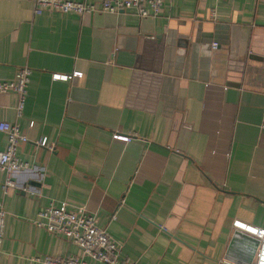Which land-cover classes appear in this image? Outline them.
<instances>
[{"label": "crops", "instance_id": "obj_1", "mask_svg": "<svg viewBox=\"0 0 264 264\" xmlns=\"http://www.w3.org/2000/svg\"><path fill=\"white\" fill-rule=\"evenodd\" d=\"M22 66L21 115L9 91L0 121L25 135L16 157L28 167L16 181L38 194L0 190V264L79 254L32 221L60 201L94 211L129 264L253 258L231 221L264 227V0H163L142 18L33 14L32 0H0V81Z\"/></svg>", "mask_w": 264, "mask_h": 264}, {"label": "built area", "instance_id": "obj_2", "mask_svg": "<svg viewBox=\"0 0 264 264\" xmlns=\"http://www.w3.org/2000/svg\"><path fill=\"white\" fill-rule=\"evenodd\" d=\"M163 0H98L97 2H80L73 0H32V13L39 14L43 10L59 13L72 12L78 16L92 12H120L132 11L138 18L155 17L159 14ZM216 43H211L214 48ZM30 69L27 66L17 68L13 79L0 81V94L13 92L16 96L14 111L16 116L21 115L24 100L27 96L26 86ZM80 72L71 74H51L52 80H68L79 77ZM29 122L28 126H31ZM0 132L5 136V145L0 150V171L4 178L0 185L1 194L4 195L9 188L26 192L28 195H37V190L29 185H20L16 181V175L27 169L26 163L16 157L17 146L26 141L25 135L18 129L14 122L0 121ZM113 139L127 142L129 135L113 134ZM39 147L45 146V140L36 141ZM50 148V146H49ZM6 210L0 199V245L3 234L4 216ZM33 223L54 235H61L79 249L78 255L50 256L41 258L42 264H87L85 257L95 259L102 264H129L119 259L121 244L114 239L108 231L96 223L94 211L84 205H69L65 201L57 204L48 203L38 208ZM231 226L244 232L257 240L253 258L247 263L229 264H264V227H260L245 221L232 220Z\"/></svg>", "mask_w": 264, "mask_h": 264}, {"label": "water", "instance_id": "obj_3", "mask_svg": "<svg viewBox=\"0 0 264 264\" xmlns=\"http://www.w3.org/2000/svg\"><path fill=\"white\" fill-rule=\"evenodd\" d=\"M245 234V233H244ZM244 234H242V235H244ZM248 234H246L245 235V237L247 236ZM249 236V237H248ZM247 237H248V239H250L251 240V245H252V247H253V249L255 250V245H256V242H257V240L256 239H254L252 236H250V235H248Z\"/></svg>", "mask_w": 264, "mask_h": 264}]
</instances>
